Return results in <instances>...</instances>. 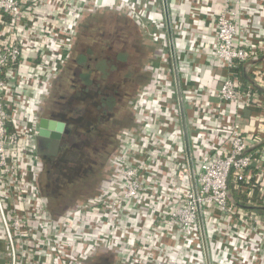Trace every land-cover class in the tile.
<instances>
[{
  "label": "built area",
  "instance_id": "built-area-1",
  "mask_svg": "<svg viewBox=\"0 0 264 264\" xmlns=\"http://www.w3.org/2000/svg\"><path fill=\"white\" fill-rule=\"evenodd\" d=\"M78 1L73 5L69 0H0V247L3 264H83L88 250L104 238L101 227L105 218H95L88 212L93 204L69 211L57 220L46 212L36 180L39 166L33 141L36 130L34 121L25 114L27 108L35 111L33 104L40 96L39 90L55 75L76 31V22L91 0ZM221 2L213 17L214 56L222 62L224 70L218 88V107L239 103L256 108L261 124L264 120V69L254 66L251 82L238 78V68L258 52H264V44H237L238 28L244 22L241 13L234 7L233 0ZM125 3L136 18L145 17L147 10L140 12L138 4L146 7V1L127 0ZM51 45H56L52 57L47 55ZM48 61H51L50 70ZM165 79L162 77L160 82L169 85ZM161 104L163 108L167 106L164 101ZM135 129L124 139L130 147L127 145L126 154L122 152L125 157L112 190L103 194L96 208L117 215L119 223L135 219L141 212L143 223H156L154 227L158 231L163 229L162 234L171 235L174 230L171 244H165L160 235L156 245L148 247V258L153 264H205L204 256H200L203 250L198 205L212 264H264V139L254 129L244 133L238 121H231L224 128L226 141L221 142L218 135V147H202L198 169L194 170L196 196L185 160L173 174L171 170L163 191L173 189V176L186 188L174 193L165 213L155 217L156 211L152 200L147 199L144 184L153 164L148 161L153 159V141L165 139L160 140L145 122ZM162 130L167 133L172 128L166 123ZM233 192L247 197L254 193V200L244 205L262 211L244 210V205L234 200ZM143 223L132 224L141 232ZM130 227L133 226L130 224L127 230ZM211 245L218 246L215 255L210 252ZM172 248L177 251L176 255L170 252Z\"/></svg>",
  "mask_w": 264,
  "mask_h": 264
},
{
  "label": "crops",
  "instance_id": "crops-1",
  "mask_svg": "<svg viewBox=\"0 0 264 264\" xmlns=\"http://www.w3.org/2000/svg\"><path fill=\"white\" fill-rule=\"evenodd\" d=\"M69 1L75 5L78 0ZM124 1L127 0H91L87 3L86 12L76 22L77 29L81 18L86 16L88 12L96 14V17L97 15L117 16L127 19L134 26L133 30L129 28L131 33L128 34L135 33L133 34L134 40L129 42V45L137 46L139 53L137 62L140 64L138 72L140 75L147 73V77L144 76L143 82L133 95L130 107L127 106L124 118L116 117V123H109V133H105L103 139V147H109V154L103 155L105 157L98 166L95 177L89 181L90 187L88 186L86 191H80L77 188L76 191H73L72 196L69 193L68 195H58L56 203L51 201L48 192L40 186L42 176L39 166L36 173L37 184L46 206V212L53 219L57 220L69 211H75L84 206L88 207L89 204H93L92 207L88 208L89 214L98 219L100 217L105 218L101 227V234L104 235V238L88 250L87 256L83 259V264H153L148 258V247H151L153 243L156 245V238L160 235L166 242L165 244L172 242L174 230L171 235L162 234L163 229L158 231L154 227L156 223L151 221H144L143 223L144 215H140L141 212L136 214L135 219L127 218L128 221L119 223L117 215H111L104 209L96 208L97 202L104 193L112 190L117 179L118 169L123 163L122 160L126 154L125 149L128 145L125 144L124 139L142 122L149 124L152 128L151 131H154L160 140L165 139L164 141H153L152 145L155 147L152 152L153 159H148V161H153V164L150 177L144 184V191L148 195L147 199L152 200V205L156 211L154 216L156 217L163 211L165 213L168 201L173 194L179 193L182 188H186L185 184L177 182V177L173 176L176 180L171 182L173 189L163 191V186L168 184L171 170L173 174L185 163V160L187 162V159L162 0H144L146 7L138 4L140 12L147 10L145 17L138 18L130 12V8ZM221 4V0H167L188 141L195 171L198 169L199 159L202 150H204L202 147H218L220 143L218 135L221 142L226 141L224 128L233 120L238 121L244 133H250L249 131L254 129L264 139V120L261 124L258 123L256 108H249L245 104L240 105L239 103H233L224 106V108L218 107V88L224 70L222 62L214 56L216 41L213 17ZM233 4L241 13L240 18L244 21L242 27L239 26L238 28L236 43L247 46L249 43L261 42L259 45H263V0H233ZM158 34L160 35L159 39ZM11 38L14 40V37ZM70 44L71 42L68 45V51L71 48ZM63 61L59 64L55 75L48 79L39 90L40 96L36 97L33 104L35 111L30 108L25 110V114H28L33 121H35L39 111L46 106V101L51 100V95L55 94L54 98L58 96L59 80L57 73ZM256 65L264 69V52H258L256 56L241 64L238 68V78L252 82L251 70ZM162 77L166 78L165 80L169 81L170 84L161 83ZM34 92L37 96V91ZM161 101H164L167 106L163 108ZM152 115L154 117L149 118ZM166 123H169L172 130L162 133L163 125ZM223 131L225 133H222ZM250 201L253 200L249 199L247 202ZM142 205L146 207L145 203ZM139 222L144 224L141 232L135 227ZM130 224L134 230L133 227L127 230ZM130 231L132 232L129 233ZM142 234L145 236L142 237ZM0 242L2 243L1 236ZM164 248L167 249V246ZM209 249L211 254L215 255L218 246L211 245ZM170 252L177 254L174 248L170 249ZM202 254L203 251L200 252L201 257H203ZM154 258L156 259L157 255ZM3 260L0 247V264L4 263Z\"/></svg>",
  "mask_w": 264,
  "mask_h": 264
},
{
  "label": "flooded vegetation",
  "instance_id": "flooded-vegetation-1",
  "mask_svg": "<svg viewBox=\"0 0 264 264\" xmlns=\"http://www.w3.org/2000/svg\"><path fill=\"white\" fill-rule=\"evenodd\" d=\"M95 15L88 12L78 23L57 73L59 94L51 95L34 121L35 130L42 119L61 125L60 131L50 130L58 137H43L38 142L42 152H36L40 186L55 203L58 195L72 196L77 188L90 187L103 155L110 151L103 147L109 123L124 118L147 77L138 72L137 46L129 45L135 34H128L129 28L134 26L123 17ZM37 135L36 131L34 142Z\"/></svg>",
  "mask_w": 264,
  "mask_h": 264
},
{
  "label": "water",
  "instance_id": "water-1",
  "mask_svg": "<svg viewBox=\"0 0 264 264\" xmlns=\"http://www.w3.org/2000/svg\"><path fill=\"white\" fill-rule=\"evenodd\" d=\"M162 5H163V11H164L165 26H166V31H167V39H168V44H169V52H170V57H171L172 72H173V78H174V84H175V91H176V98H177V104H178V110H179L184 149H185L187 164H188L189 173H190V182L192 186V191H193L194 196H196V182H195L194 168L192 164L189 141H188V134H187V128H186V122H185V116H184V107H183V101H182V96H181V88H180V82H179V77H178L176 55L174 51V44H173V37H172V31H171L170 18H169V13H168L167 0H162ZM60 129H61V125H56L55 122L53 121L51 122L45 119L40 120L38 125H36V131L38 132V135L35 138L36 152L39 154L42 152L39 149L38 142L42 141L43 137L45 138L50 135L51 136L53 135L54 137H58L57 132L52 134L50 130L60 131ZM197 220H198V226H199V231H200V238H201V243H202V250H203L205 264H212L210 260L208 248H207L204 226H203V219H202L200 208L198 205H197Z\"/></svg>",
  "mask_w": 264,
  "mask_h": 264
},
{
  "label": "trees",
  "instance_id": "trees-1",
  "mask_svg": "<svg viewBox=\"0 0 264 264\" xmlns=\"http://www.w3.org/2000/svg\"><path fill=\"white\" fill-rule=\"evenodd\" d=\"M232 191H234V189H232ZM233 193H234V200H238L240 205H244L249 199L254 200V198H255L254 193L250 197H247L246 195L238 194L236 192H233ZM241 208H243V207L241 206ZM243 209L244 210L262 211V210H260L258 208L251 209L249 207H245V205H244Z\"/></svg>",
  "mask_w": 264,
  "mask_h": 264
},
{
  "label": "rangeland",
  "instance_id": "rangeland-1",
  "mask_svg": "<svg viewBox=\"0 0 264 264\" xmlns=\"http://www.w3.org/2000/svg\"><path fill=\"white\" fill-rule=\"evenodd\" d=\"M55 47H56V45H51V46H50V50H49V52H47V55H48V56L52 57V56H51V52L53 51V48H55ZM67 52H68V50H67ZM50 60H51V59H50ZM50 62H51V61H48V70H50V68L52 67L51 64H50Z\"/></svg>",
  "mask_w": 264,
  "mask_h": 264
}]
</instances>
